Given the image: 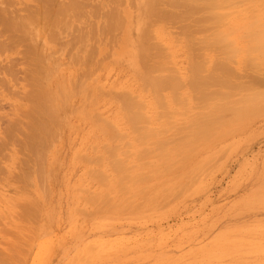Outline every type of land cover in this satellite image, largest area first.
<instances>
[{"label": "bare ground", "instance_id": "bare-ground-1", "mask_svg": "<svg viewBox=\"0 0 264 264\" xmlns=\"http://www.w3.org/2000/svg\"><path fill=\"white\" fill-rule=\"evenodd\" d=\"M97 1L0 0V51L5 49L10 52V56L14 53L22 54L24 64H18L23 67L24 72L20 65L18 69L15 68L18 71L21 69V73L26 76V80L23 79L26 87H22L26 90L18 88L16 91L18 85L15 90L14 85L8 89L13 92L21 91L25 102H22L21 97L17 100L9 96L11 102H8V97L0 98V101L7 99L5 103L8 105H3L10 110L9 113H0V264H47L49 245L41 241L45 228L35 226L38 214L32 186L34 181L42 187L46 186L47 181L46 184L43 181L46 178L40 165H45L46 151L52 148L48 142L55 143L60 137L63 120L67 122L65 117L69 119L68 114L71 112H79L83 117H90L91 121L100 120V129L106 132V139L112 143L105 145L106 151L103 153L114 178L104 179L103 168L90 170L94 176H99H96L100 178L99 181L106 183L108 190H104L107 193L101 195L106 194L104 198L110 197L102 200L109 202L114 198L112 206L117 200L113 196L115 187L119 194L130 188V183L131 189L145 191L148 202H158L155 206L162 200L161 197L169 195L171 188L158 186L156 193L155 188L150 191L148 179L150 180L151 175L148 171L167 175L182 169L180 180L184 187L197 180V173L202 172L203 166L210 161L201 160L199 166H191V158L200 151L211 149L213 142L221 139L225 130L230 132L235 118H238L236 116L240 114L235 103L229 100L230 95L241 89L240 81L237 82L233 75L229 54H237L239 50L250 51L251 47L246 49L237 44L234 35L238 28L222 14L228 0ZM201 5L211 14L210 20L200 13L203 9ZM107 8L112 11H105ZM167 21H176V29H179L176 39L185 42L188 49L190 69L187 74L168 60V55V59L159 57V48L163 46L156 39L155 28L157 24H166ZM245 35L246 32L243 33V38ZM66 37L70 39L64 40ZM117 43L120 48L128 49V57L125 54L124 61L141 83L138 95L131 91L114 94L120 103L124 127L106 121L105 118L101 119V116L94 113V84L89 81L98 71V56L105 50V46ZM65 50L70 51V55L61 53L62 56H69V60L66 59L72 67L70 76L60 72L61 66L66 65L58 59L57 53ZM10 56L7 62L16 65L17 58H13L15 62ZM2 61L3 59L0 60V72L7 73L9 70L7 74L16 77L19 72L11 64H2ZM13 71L15 74H10ZM18 77L20 82L23 81L22 75ZM1 79L4 80L3 77ZM75 96L82 98L79 99L82 103L78 108L73 106L75 100L73 102L72 98ZM141 96H150L153 104L143 102ZM22 103L23 106L20 105ZM241 114L240 117L243 115ZM94 123L98 125V122ZM60 129L61 132H58ZM128 130L136 135L138 147H134L129 140V134L126 133ZM54 135L56 140L53 139ZM18 151L23 155L21 159L15 156ZM133 157L136 158L135 161H139L137 158L142 161L137 164L134 161V164L131 162ZM149 157L154 158L144 160ZM34 166L37 167L36 175L40 178H33ZM17 168L19 171L15 173ZM38 169L41 170L39 173ZM131 189L128 193H132ZM19 193L24 196L21 197L20 205L16 201L19 200L16 196ZM44 193L49 194L47 190ZM96 195L97 193L92 197L88 196L87 199L90 197L91 202V199L97 198L94 204H99L97 200L100 201L102 196L95 197ZM141 198L143 199V195ZM146 200L144 199L145 204ZM100 206L103 205L99 204L98 210L102 209ZM104 209L106 211V207ZM35 217L36 220L33 221ZM45 222L46 226L47 221Z\"/></svg>", "mask_w": 264, "mask_h": 264}, {"label": "rangeland", "instance_id": "rangeland-1", "mask_svg": "<svg viewBox=\"0 0 264 264\" xmlns=\"http://www.w3.org/2000/svg\"><path fill=\"white\" fill-rule=\"evenodd\" d=\"M201 6L203 9L200 13L210 20L211 14L204 5ZM105 11L111 12L112 9L107 8ZM222 14L238 28L234 35L237 44L246 49L250 46L251 49L229 54L233 75L237 82L240 81L241 87L239 91L230 95L229 100L235 103V108L243 115L240 117L238 113L237 120L232 119L235 122L232 130L230 129V132L225 130L222 138L213 142L211 149L200 151L191 158V166L194 164L199 166L201 164L199 162L206 159H209L210 163H203L206 165L203 166L205 169L197 173L198 177H195L197 180L191 181V185L188 183L185 187L180 180L182 169L167 175L148 171L147 173L151 175L150 180L148 179L151 192L155 188L156 193L158 186L171 188L169 195H165L167 197L160 198L162 200L157 204L159 207L155 206L158 202L152 204L146 200L145 191L131 189L132 183L127 192H120V189L121 194H118L115 187L117 193L114 189L112 194L117 200L112 206L114 198L108 200L109 202L102 200L106 194H103L104 196L101 194L107 193L108 190L106 183H102V179L99 181L100 178H97L99 176H94L95 174L90 171L103 168L104 179L114 178L110 172L112 169L106 165L103 153L106 151L105 145L112 143L106 139V132L100 129V120L94 119L96 123L98 122L96 125L90 117H83L79 112H71L68 114L69 117L67 116L69 119L65 117L67 122L63 120L65 126L62 123L63 126L60 127L62 132L61 129L58 130L61 132L60 137L57 134L56 140L55 134L54 138L52 137L56 140L55 143L48 142L52 148L48 146L50 149L47 148L49 152L46 151L45 165L43 162V166L40 165L46 178L45 180L42 176L43 181L45 184L47 181L46 189L37 181H34L35 186H32V194L37 202L35 210L37 209L38 214L37 220L36 217L33 220L38 223L33 224L45 228L46 235L44 233L41 241L49 245L47 264H199V262L205 264L207 260L206 264H264V0H228ZM178 31L176 21L156 25V39L160 46H163L159 48V57L168 59L166 57L168 55L170 57L168 60L187 74L190 69L188 67L190 56L185 42L176 39ZM242 32L244 34L246 32L244 38ZM66 38L64 40L70 39ZM112 45H106L108 48L105 46V50L100 53L102 56H98L99 62L96 67L98 71L89 80L94 84L92 91L95 100L92 108L101 119L105 118L106 121L124 127L120 103L114 94L131 91L138 95L141 83L124 61L126 56L128 57V49L120 48L119 43L113 45L114 48ZM67 51L69 50L57 54L58 59L66 65L61 66L60 72L70 76L72 67L66 59L69 57L66 55H70V51L69 54ZM0 52L3 54H0L2 64L7 63L6 65L10 66L11 63H8L10 52L5 49ZM61 53L66 55L62 56ZM10 57L17 58V66L11 64L14 68L18 69V65L24 64L22 54L14 53ZM21 69L17 70L20 73L16 74L18 80L15 75L7 74L9 70L7 73L0 72V79L1 77L4 79L0 82V98L8 97V102H11L9 96L17 100L21 97L22 102H25L21 91H18V94L8 90L13 85V89L18 85L16 91L18 88L26 90L22 88L26 87L23 80L26 76L21 73ZM10 74L15 73L13 71ZM17 75L23 76L22 83ZM76 97L72 98L73 102L75 100L73 106L78 108L82 101ZM7 99L0 101L2 103L0 107L3 106L1 109L6 111L1 110L2 114L10 111L6 107ZM141 99L143 102L153 104L150 96H141ZM126 133L129 134L133 146L138 147L136 135L131 130ZM18 153L19 151L15 156L21 159L23 155ZM135 159L133 157L131 162L134 163ZM137 160L139 161H135L136 164L142 161L138 158ZM35 168L37 167L34 166L32 176L37 179L40 177H37ZM18 169H15V173H18ZM41 170L38 169V173ZM175 184L177 186H174ZM129 189L132 193H128ZM44 190L49 192L47 195L50 197L45 195ZM95 192L97 193L95 197L102 196L99 198L100 201L97 200L103 205L100 206L101 210H98L99 204L96 203L98 206L94 204L97 198L91 199V202L90 197L87 199L88 196H94ZM16 196L19 197L16 201L20 205L24 196L20 193ZM144 199L147 201L146 204Z\"/></svg>", "mask_w": 264, "mask_h": 264}]
</instances>
